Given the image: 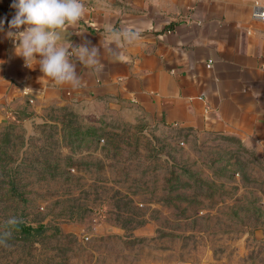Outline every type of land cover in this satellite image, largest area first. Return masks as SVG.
<instances>
[{"label":"rangeland","instance_id":"rangeland-1","mask_svg":"<svg viewBox=\"0 0 264 264\" xmlns=\"http://www.w3.org/2000/svg\"><path fill=\"white\" fill-rule=\"evenodd\" d=\"M10 217L46 229L0 245V264H263L248 235L264 231V157L129 103L69 100L0 123V229Z\"/></svg>","mask_w":264,"mask_h":264},{"label":"crops","instance_id":"crops-1","mask_svg":"<svg viewBox=\"0 0 264 264\" xmlns=\"http://www.w3.org/2000/svg\"><path fill=\"white\" fill-rule=\"evenodd\" d=\"M251 4L85 0V16L64 43L90 41L101 66L77 63L78 87L57 85L38 63L27 67L6 37L15 12L0 15V123L82 97L108 99L135 105L160 124L237 138L264 157V20L253 18ZM110 27L139 28L140 39L109 48ZM248 239L264 244V231Z\"/></svg>","mask_w":264,"mask_h":264},{"label":"clouds","instance_id":"clouds-1","mask_svg":"<svg viewBox=\"0 0 264 264\" xmlns=\"http://www.w3.org/2000/svg\"><path fill=\"white\" fill-rule=\"evenodd\" d=\"M10 7L15 9V14L7 21L6 37L12 40L15 54L23 58L27 67L38 63L40 72L57 85L73 87L81 84L77 63L93 71L99 70L97 46L87 40L75 46L64 43L68 29L76 27L85 16V0H13ZM251 12L254 19L264 20V0H252ZM4 23L0 19V32L4 31ZM108 32L109 48L121 40L131 44L140 39V29L136 27L121 30L110 27ZM19 223L17 217L5 222L0 229V245H7Z\"/></svg>","mask_w":264,"mask_h":264},{"label":"trees","instance_id":"trees-1","mask_svg":"<svg viewBox=\"0 0 264 264\" xmlns=\"http://www.w3.org/2000/svg\"><path fill=\"white\" fill-rule=\"evenodd\" d=\"M11 190H14L11 187ZM20 223L16 226L15 230L12 233L11 238L7 242H12L13 240H31L32 238L36 237L37 235L43 233L46 229V226L42 223H39L35 226L32 224L25 222L22 219H19ZM6 221L3 222L2 226H4Z\"/></svg>","mask_w":264,"mask_h":264}]
</instances>
